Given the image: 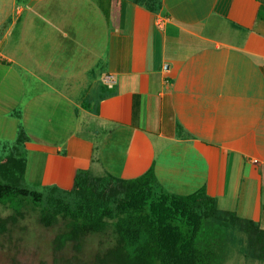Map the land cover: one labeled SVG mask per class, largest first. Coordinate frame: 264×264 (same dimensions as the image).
Listing matches in <instances>:
<instances>
[{
  "label": "crops",
  "instance_id": "obj_1",
  "mask_svg": "<svg viewBox=\"0 0 264 264\" xmlns=\"http://www.w3.org/2000/svg\"><path fill=\"white\" fill-rule=\"evenodd\" d=\"M15 118L38 190L152 169L264 230V0H0V126Z\"/></svg>",
  "mask_w": 264,
  "mask_h": 264
},
{
  "label": "trees",
  "instance_id": "obj_2",
  "mask_svg": "<svg viewBox=\"0 0 264 264\" xmlns=\"http://www.w3.org/2000/svg\"><path fill=\"white\" fill-rule=\"evenodd\" d=\"M24 135L0 160V205L12 210L0 218V235L31 208L41 225L59 228L54 252L73 250L57 264H225L228 246L264 261V230L257 223L219 210L204 189L186 196L161 189L152 169L133 180L78 170L70 190L26 187ZM99 235L109 241L87 261L85 243Z\"/></svg>",
  "mask_w": 264,
  "mask_h": 264
},
{
  "label": "rangeland",
  "instance_id": "obj_3",
  "mask_svg": "<svg viewBox=\"0 0 264 264\" xmlns=\"http://www.w3.org/2000/svg\"><path fill=\"white\" fill-rule=\"evenodd\" d=\"M52 9L57 15L61 13V8L53 7ZM71 9H73L74 12H77L75 8ZM76 15L77 14H75L74 17ZM74 20L77 21L80 20V18L76 16ZM69 24L71 26L70 29L72 30L74 26L72 23ZM85 99L87 101L90 100V96L85 95ZM46 113H49V110ZM60 115L59 112H55L54 117L57 118L60 117ZM7 118L10 119L8 116ZM16 119L17 118H15V120ZM15 122L23 124L17 133H13L16 130L15 125L13 126ZM15 122L8 121L7 125H5V121H3L0 126V160L6 158L10 151H14L12 147L21 131L25 134L24 137L26 139L32 137L26 124L20 120ZM40 124L45 126V121L39 123V130L43 129ZM25 154L28 164H30V153L25 150ZM38 173V168L35 177H31L30 172H28L25 176L24 185L30 189L38 190V181H40ZM11 213V209L0 205V218L8 217ZM24 215L25 217L13 227L14 230L0 235V264H57L56 260L60 257L63 256L69 258L72 256V248L70 252L68 251L64 255L56 254V252H54L53 242L59 232L57 226L47 228L41 225L38 222V213L31 210V208L24 210ZM108 241L109 236L107 235L93 236L92 238H89L84 246L85 259L91 261L94 255L102 249V247L106 246ZM224 252L227 255V262L225 264H264V261L256 259L252 260L249 256L241 254L239 250H236L231 246H228L227 250Z\"/></svg>",
  "mask_w": 264,
  "mask_h": 264
},
{
  "label": "built area",
  "instance_id": "obj_4",
  "mask_svg": "<svg viewBox=\"0 0 264 264\" xmlns=\"http://www.w3.org/2000/svg\"><path fill=\"white\" fill-rule=\"evenodd\" d=\"M104 83L107 84L110 87H113L114 78L111 75H106L104 78Z\"/></svg>",
  "mask_w": 264,
  "mask_h": 264
}]
</instances>
